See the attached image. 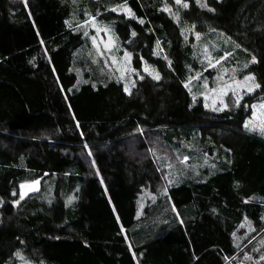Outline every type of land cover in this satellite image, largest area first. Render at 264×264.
Masks as SVG:
<instances>
[{
    "label": "trees",
    "instance_id": "1",
    "mask_svg": "<svg viewBox=\"0 0 264 264\" xmlns=\"http://www.w3.org/2000/svg\"><path fill=\"white\" fill-rule=\"evenodd\" d=\"M186 2L0 0V264L17 251L38 264H264V137L243 125V105L264 99V0ZM120 4L134 17L111 11ZM86 12L132 53L144 78L132 74L131 94L92 62ZM203 45L261 88L240 107L205 109ZM198 74L193 104L184 82ZM175 148L215 152L218 166L180 180ZM44 173L20 200L19 185Z\"/></svg>",
    "mask_w": 264,
    "mask_h": 264
},
{
    "label": "snow or ice",
    "instance_id": "2",
    "mask_svg": "<svg viewBox=\"0 0 264 264\" xmlns=\"http://www.w3.org/2000/svg\"><path fill=\"white\" fill-rule=\"evenodd\" d=\"M25 6H27V0H24ZM175 3L180 5L182 4L183 7L187 8L188 7V3L186 2V0H175ZM197 3L199 4L200 7H207L206 4L201 3V0H197ZM121 10H125L126 13L130 16L134 17V13H132V10L130 8H127L126 4H121L118 5L116 7H113L111 9V11L114 12H118ZM164 11H170V9L168 8L167 5H165ZM210 11H213V9H209ZM85 15L88 17L85 21L83 26L87 27L89 25H91L92 27L95 28L97 36H99V34L101 32H104L106 35L109 36V40L108 42L104 45V51H111L113 50V46H114V40L112 38V34H111V28L107 25L101 27L99 22L97 21L95 16H92L90 14H88L87 12L85 13ZM173 19H178V14L176 16L173 17ZM139 22L141 24L144 23V21L141 19L139 20ZM66 24H68L69 22L66 21ZM77 30L80 29L81 25H77ZM85 36H88V32L85 31L84 32ZM136 33L132 32V36H135ZM97 36H93L92 39V44H93V48L96 51L97 55H103L104 52L101 51V49L97 46ZM197 38H199L200 33H196ZM237 48L240 47L239 44L235 45ZM157 47H159V41H157ZM162 51V49H161ZM154 54L155 51H154ZM230 55V54H229ZM132 56V53L128 52V51H124V55H123V63H117L116 59L114 57H105L106 60V66L107 65V60L108 59H112L113 60V64H115V69L114 71H110L109 72V78L111 79L116 72H119L120 75L119 77H117V82H121L122 80H125L126 77L130 76L131 74H137V69L132 68L130 66V58ZM165 60H167V56L164 57ZM224 57H220V60H223ZM220 60H217L216 63L219 64ZM256 57L253 56L252 60L250 62H255ZM93 62H95V58H93ZM141 62L143 64H145L144 67V71L148 72L149 75L152 76L153 79L155 80H159L160 79V74L159 72L155 69V68H151L150 66H148L146 64L145 61H143V57H141ZM169 66H171V61H168ZM127 65V66H126ZM214 65L211 63V59H209V67H213ZM245 68L248 67V64L246 63L244 65ZM225 72H227L228 70L225 69ZM232 75L229 77L228 80L224 79L223 74L218 75L215 78V87L212 88H208V80L205 79L204 80V91L199 92V95L203 96V99L205 101L204 103V108L205 109H211L214 112H220V111H224L226 110L230 105L235 106V107H240L241 106V102L244 99V92H247L249 94H251L252 92H254L257 89L261 88V85L259 83H255V77L251 74L249 75H245L243 76V79L241 80H237L235 73H236V69L232 70ZM199 77V74L197 75V78ZM139 79H143V76H139ZM193 78L190 77L189 81H185L184 82V87L187 88L189 90V94L192 96V101L193 104L196 103V95L192 94V89L189 86V82L192 80ZM85 83H87L88 81H84ZM132 87H135V80L132 81L131 84ZM93 87H95V84H93ZM124 92L131 94L130 92V88L128 83H124ZM229 94H231L230 99L228 101L225 100V97H228ZM210 101V103H209ZM193 104H190L189 107L191 108L193 106ZM243 107L245 108H249L251 107V119H246L244 122V127L248 130H258L261 132V134H264V100H262L259 104H252L251 106L244 104ZM256 121H260L259 124H256ZM251 125V127H250ZM85 147H88L87 145H85ZM89 155H91V153L89 152ZM184 161L188 160L187 156H184ZM169 167H171V165H169ZM47 175V174H46ZM164 179L168 180V183L171 184L173 183V180L170 179L167 175L162 177ZM40 184V180L38 179H33L30 181H26V182H22L19 185V196H20V200H23L24 197L28 194V192L33 191V190H39L38 189V185ZM163 194L167 195V188L163 189ZM13 195H16V192H13ZM73 199H75V197L69 196L68 197V201L70 202ZM20 201L19 200H13L12 203L13 205L18 204ZM66 202V203H67ZM0 203H3V201H0ZM215 211V210H213ZM245 222H247L249 224V226L251 225L250 221H247V218H245ZM243 226V224L241 225ZM233 236H235V233H233ZM15 256L19 257L20 253L19 251H17L16 253H14ZM261 259H264V256L261 257Z\"/></svg>",
    "mask_w": 264,
    "mask_h": 264
},
{
    "label": "rangeland",
    "instance_id": "3",
    "mask_svg": "<svg viewBox=\"0 0 264 264\" xmlns=\"http://www.w3.org/2000/svg\"><path fill=\"white\" fill-rule=\"evenodd\" d=\"M118 12H122L126 16H130V15H128L126 13L125 10H121V11H118ZM84 21L82 22L83 24H84ZM97 21L99 22V24H100L101 27L107 25V26H109L111 28V34H112V38L114 40V46H113V50L106 51L105 52L104 51V45L108 42L109 36L106 35L104 32H101L99 34V36H97L96 30H95L94 27H92L91 25L85 27L86 29L90 30L89 35H88V39H89V43H90V47L89 48H90L91 53H92V58H95V61L96 62L100 60V62L103 64V66H105L109 70V72L110 71H114L115 64H113V60L112 59H108L107 60V65L108 66H106L105 57H114L116 59V62L117 63H123V59L122 58H123V55H124V51L125 50H123L122 52L119 51V43H117V39L115 37L114 31H113V27L111 25L112 23L109 22V21H101V20H98V19H97ZM93 36H97V46L101 49L102 52H104L103 55H97L96 54V51L93 48L92 39H91ZM200 50L202 52L201 53V57H203V59H204L203 60V62H204L203 64L206 65L207 69L209 68V71H210L207 74V77L210 78V81L207 79L208 82H209L208 83V88L210 89V88L216 86L215 83H214V81H215V78L218 75H220V74H223L224 79L225 80H228L229 77L233 74L232 73V70L235 69L236 67L235 68H232V67L226 66L224 64V62H223L224 59L223 60H220V58L214 59L213 55L210 52V49H209L208 45H203V47H200ZM209 59H211V63L214 65L213 67H209ZM217 60H220L219 64L216 63ZM92 62H93V60H92ZM130 66H131V58H130ZM225 69H227L228 71L225 72L224 71ZM249 74L253 75L252 73H248V72L242 73V72L236 70L235 76H236V79L237 80H241V79H243V76L249 75ZM119 75H120L119 72H116L115 73V76L116 77H119ZM132 80H133V75L131 74L130 76L126 77L125 80H122V81L124 83H128L129 88H130L131 87V84H132ZM196 80H198L200 82V85H202V81L200 79H198L197 76L195 75V76H193V80H192V82L190 84V87L194 83L197 82ZM255 83H256V81H255ZM202 90L204 91V87L202 88ZM246 93L247 92H244L243 95L246 94ZM230 96H231V94H229L228 97H225V100L228 101L230 99ZM262 100H264V99L257 100L255 102H253L252 104H259ZM203 102L205 103L204 99H203ZM209 103H210V101H209ZM229 107H232V105H230ZM251 112H252V110H251ZM246 119H251V113H250V116L248 118H246ZM255 123L256 124H259L260 121H256ZM243 125H244V123H243ZM250 127H251V125H250ZM248 131L254 132V133H256V134L264 137V134H261V132L258 131V130H255L254 129V130H248ZM190 146L187 145V147H190ZM174 152H175L177 158L180 161L179 162L180 167L178 168V170L176 168L174 170L179 175L176 174V173H174V175H177L176 177L178 179H180V180H181V178H184L185 177L183 174H185V172L188 173V171H190V170L194 172L193 174H195L196 178H198V177L201 178L202 175L203 176L205 175V173H207V174L212 173L216 169V167L218 166V163L214 162V160H216L217 155H218L215 152L208 153V154L204 153V154H202L200 156H197V157L187 156L188 157V160L187 161H184V159H183L184 158V156H183L184 154H183V151L182 150H178V149L175 148L174 149ZM167 160L168 159L166 158V161ZM167 168H168V169H166L167 170V173L171 172V168L172 167H167ZM164 200H165L164 201V204H165V207L164 208H165L166 213H168L171 216V218H173L174 220H179V217L177 215V211H176L173 203L171 202V200L168 197H166ZM159 218H161V216H157L156 217V219H159ZM26 257L27 256H26L25 253H21L19 257L16 256L17 259H16V262L15 263L16 264H38L36 262L29 261L28 258H26ZM12 261L13 260H11L9 258V260L7 261L6 264H12L11 263ZM40 262H43V259L40 260Z\"/></svg>",
    "mask_w": 264,
    "mask_h": 264
},
{
    "label": "water",
    "instance_id": "4",
    "mask_svg": "<svg viewBox=\"0 0 264 264\" xmlns=\"http://www.w3.org/2000/svg\"><path fill=\"white\" fill-rule=\"evenodd\" d=\"M46 174L48 175V173H44L41 177L36 178V179L40 180V184L38 185V189H39V190H40L41 182H42L43 178H44L45 176H47ZM39 190H38V191H39ZM38 191H37V190H33V191L28 192V193H30V194H34V193H37Z\"/></svg>",
    "mask_w": 264,
    "mask_h": 264
}]
</instances>
